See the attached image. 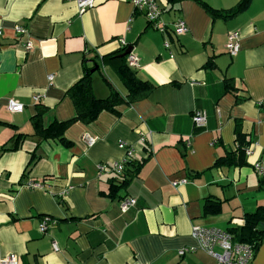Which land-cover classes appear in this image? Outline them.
Returning a JSON list of instances; mask_svg holds the SVG:
<instances>
[{
  "label": "crops",
  "instance_id": "crops-1",
  "mask_svg": "<svg viewBox=\"0 0 264 264\" xmlns=\"http://www.w3.org/2000/svg\"><path fill=\"white\" fill-rule=\"evenodd\" d=\"M239 1L158 0L161 31L129 0H95L83 13L69 0H0V152L14 147L18 134L27 136L18 149L0 153V257L16 255L20 264H216L193 229L239 227L264 206L255 171L264 161V0L230 19L207 10ZM178 20L188 28L179 37ZM16 27L27 33L17 35ZM231 32L240 34L236 56L226 49ZM121 39L154 91L91 124L73 123L65 132L69 148L34 136L39 106L45 126L75 117L67 91L85 68L94 70L97 98L111 88L127 95L118 74L127 64ZM11 100L24 110L9 112ZM196 112L207 115L202 129L194 126ZM238 131L252 140L246 162L216 167L236 150ZM127 149L141 170L111 199V177L99 175L98 166L123 161ZM123 197L136 200L125 214ZM207 198L222 202L219 214L204 215ZM183 249L189 251L181 256ZM251 264H264V240Z\"/></svg>",
  "mask_w": 264,
  "mask_h": 264
},
{
  "label": "trees",
  "instance_id": "trees-1",
  "mask_svg": "<svg viewBox=\"0 0 264 264\" xmlns=\"http://www.w3.org/2000/svg\"><path fill=\"white\" fill-rule=\"evenodd\" d=\"M253 0H240L237 5L226 11H217L207 8L208 12L215 17L223 19L233 18L249 8ZM99 69V67H98ZM91 68H85L84 76L78 80L68 91L67 96L72 100L75 107V117L73 119L58 122L54 121L48 126L43 125L44 109L40 106L37 113L32 117L34 136L40 141H58L63 146L69 148L71 142L65 138V132L75 122L91 124L97 120L102 112L116 113V108L121 105H131L143 98L148 97L155 89V86L148 81L138 77L133 67L124 64L118 70V74L127 90V95L122 96L117 90L111 88L110 95L105 99L97 98L93 92V73ZM233 91V89H231ZM264 103L261 104V108ZM195 126V125H194ZM26 135L18 134L15 137L14 147L3 146L1 154L18 149L19 141L26 138ZM250 135L237 132L236 150L229 152L216 161L218 168L234 167L243 165L246 160V152L249 150L252 140ZM254 143V142H253ZM141 162H137L133 156L126 157L118 167L107 164L102 175H110L111 183L107 196L111 199L119 197L120 192L136 178L141 170ZM256 171V170H255ZM257 173V171H256ZM259 177V189L264 191V172L257 173ZM197 177L196 175L194 176ZM130 197H123L121 202ZM222 202L207 198L203 205L204 215H217L221 212ZM46 218H43L45 220ZM231 241L237 244L252 246L257 251L264 240V206L258 207L254 212L248 213L244 217V224L239 227H231L225 231Z\"/></svg>",
  "mask_w": 264,
  "mask_h": 264
},
{
  "label": "built area",
  "instance_id": "built-area-1",
  "mask_svg": "<svg viewBox=\"0 0 264 264\" xmlns=\"http://www.w3.org/2000/svg\"><path fill=\"white\" fill-rule=\"evenodd\" d=\"M75 2L79 12L83 13L86 12L96 6L95 0H69ZM131 5L137 12L143 14L149 24L153 25L156 29L161 31L164 30L163 27H160L159 20L162 14L161 7L158 4V0H129ZM15 32L19 36L25 35L26 29L23 27H16ZM188 32V28L183 20H178L174 24V34L176 36H183ZM3 37V32L0 30V38ZM240 34L238 32H231L227 36V53L231 56H236L240 50ZM120 44L124 49H127L128 46L124 40H120ZM25 47L28 50L32 49V43L27 42ZM166 48H169V44H165ZM138 59L137 57L130 52L127 55V64L130 67L137 68L138 67ZM49 80H53V77H49ZM35 102L40 101V97L37 96L34 99ZM7 110L11 113H20L24 110V105L17 101L11 100L7 106ZM193 123L196 128L202 129L207 124V115L204 112H196L193 116ZM86 142L91 145L94 143L93 139L89 136L85 137ZM122 147V146H121ZM247 155L251 152L247 150ZM133 156V151L131 149H127L126 157ZM122 162V161H121ZM110 164L115 167H118L119 163ZM106 164H101L98 166L99 175L104 174L106 168ZM120 169V167H118ZM255 170L257 173L264 172V161L255 165ZM186 180L181 181H173L172 186L178 187L182 184H185ZM29 188L35 189L39 188L40 184L36 182L29 181L26 184ZM136 206V200L133 198H126L120 203V211L125 214L131 208ZM47 219L43 220L40 225L41 233H45L47 230ZM192 236L198 241L200 247L208 252L216 261V264H251L253 261V257L255 254V250L252 246L245 245V244H237L233 243L229 237V235L225 231H221L217 228H203L198 227L194 228L192 232ZM54 250L56 251V245L53 246ZM189 249H183L179 252V255H184ZM0 264H20L19 257L16 255H8L4 257H0Z\"/></svg>",
  "mask_w": 264,
  "mask_h": 264
},
{
  "label": "water",
  "instance_id": "water-1",
  "mask_svg": "<svg viewBox=\"0 0 264 264\" xmlns=\"http://www.w3.org/2000/svg\"><path fill=\"white\" fill-rule=\"evenodd\" d=\"M131 51H132L131 48H127L126 51L122 54V57H126ZM96 69H97V67H96ZM92 72H94V70Z\"/></svg>",
  "mask_w": 264,
  "mask_h": 264
}]
</instances>
